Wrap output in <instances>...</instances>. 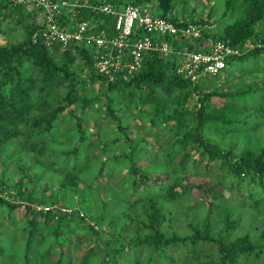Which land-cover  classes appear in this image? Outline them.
Masks as SVG:
<instances>
[{
    "label": "rangeland",
    "instance_id": "obj_1",
    "mask_svg": "<svg viewBox=\"0 0 264 264\" xmlns=\"http://www.w3.org/2000/svg\"><path fill=\"white\" fill-rule=\"evenodd\" d=\"M154 14L161 13L158 0H147L144 3ZM225 0H178L175 2L172 15H179L183 18H191L198 21L201 18L207 20L203 27L208 28L207 35L203 36V44H209L215 40V36L220 33L227 22L236 17L233 11L224 13ZM212 13V15H210ZM208 26V27H207ZM257 29L264 33V20L257 24ZM25 25L11 18H6L0 22V44L11 45L16 43L25 36ZM256 44L264 45L259 38H252L245 48L237 46L239 54L246 52ZM50 51L54 50V46L50 47ZM60 53L64 52V48L59 46ZM72 69L80 74L78 90L89 96L92 100L90 104L83 107H77V102L72 103L71 107L81 115L87 130L85 138L82 140L79 136L81 130L78 126L77 118L68 113L66 108L57 118L56 126L53 131L47 134L41 133L36 138L54 136L57 142H63L64 145L77 144L76 141H82L83 150L79 168L77 169L80 186L83 183H89L87 194L92 195L93 199L88 206L89 208L80 209L81 214L86 212L97 211L99 214L96 219H88L91 224H95L97 228H101L109 222L111 218L117 220L118 213L126 208L133 217L140 214L144 217L146 210L145 204H148L149 197H154L166 214L165 219H160L156 223L157 228H162L167 234L171 235L177 232L182 235L193 233L192 223L201 225L208 216V209L212 208L211 220L213 222V234L218 235L222 232L228 239L238 236L247 235L259 244L261 254H264V183L260 179L252 180L254 173L250 172L241 178H235L234 173L228 164L223 165L221 159L209 160L208 157H201L194 148L187 149V152L193 154L184 160L183 152H176L172 163L167 164L164 156L165 146L172 139L181 134V129L177 127L172 130L170 127L176 123V119L170 122H162V113L159 114L158 123L152 124L150 121L151 110L154 104L149 102L141 104L138 95L132 96L126 93L118 92L114 99V108L119 116L124 117V127L129 131V136L133 137L135 142H140L146 137V147L151 151L147 153V149L140 154L137 166H150L154 169V175L151 180L144 185H132L133 175L129 173V162L124 158H112L113 151L118 154L121 144L127 145L130 142L127 135L121 132L118 126V119L111 117L107 108L106 85H101V81L96 79L92 82L89 69H83L79 63H73ZM80 71V73H79ZM68 79L64 83H55L52 93L56 96L51 98L55 103L68 90ZM197 84H200L198 90L200 92H231L238 89L251 88L257 89L250 99L240 98L238 101L232 98L228 101L223 96H213L208 102V110L222 111L225 106L230 103L240 105L243 110L251 112L249 123L246 128H235L229 132H222L218 126L212 125L207 127V134L215 142L220 143L223 147L232 148V156L240 154L245 148H251L258 151L264 146V53L251 56L245 61H232L227 64V68L217 76L207 75L202 77ZM192 92V91H191ZM179 94V89L168 94L159 87L155 92L157 100H161L162 109L169 114L174 113V108L178 103L174 100ZM200 95V93H198ZM198 94L190 93L186 99V105L192 113L197 110ZM233 101V102H232ZM255 101L254 103H252ZM60 102V101H59ZM262 103L263 111L255 112L250 108L251 104L257 105ZM189 124L192 126L194 118L191 113L187 114ZM140 131L133 132L135 128ZM176 131H179L176 133ZM118 138L117 144H113ZM46 137V138H47ZM142 137V138H141ZM175 137V138H176ZM36 139V140H37ZM80 139V140H79ZM51 139L47 140V148L43 153L33 151L31 147L24 146L20 138H14L7 143L6 150L0 155V177L7 179L12 183V188L3 191L2 195L7 198H13L16 190V182L19 180V173H22L21 166L26 164L27 172L37 179L38 186L35 188L44 190L47 194L60 189L58 182L63 178V173L71 169L72 157L57 152L62 149L59 145H54ZM40 144L41 142H37ZM61 147V148H60ZM125 148V147H124ZM129 147L125 149V151ZM176 151V150H175ZM57 152V153H56ZM69 157V160H67ZM4 160V161H3ZM107 160V164L103 173L98 171L101 162ZM183 161L184 167L180 166ZM182 163V164H183ZM185 176L184 183L187 185L181 191L180 196L171 197L167 191L169 186L177 178ZM258 176V175H257ZM257 178V177H256ZM55 179V180H54ZM252 180V181H251ZM34 186V185H32ZM30 187L29 190H32ZM69 189V188H68ZM179 190H181L178 187ZM74 192L72 198L71 193ZM66 190L64 200L53 204L49 201L33 202L32 205L37 209H49L57 207L63 211H70L79 205L80 199L76 191ZM38 192H35L36 195ZM216 193V196L213 194ZM76 199L74 206H70L66 201ZM106 203H102V199ZM51 199V198H50ZM101 199V200H99ZM79 200V201H78ZM129 202L128 206H122L123 202ZM137 201V202H136ZM73 202V201H72ZM97 203V204H96ZM102 204V205H100ZM229 209L231 218L235 219L233 227L229 231H222L224 221L221 212ZM32 214L27 211L24 201L14 209L0 204V244L5 248V254H0V264H24L26 241L28 238L27 231L23 228L28 218ZM88 217V216H87ZM51 222V221H49ZM118 222V221H117ZM115 223H112V225ZM137 222L132 220L122 236H144L143 231L148 229H135ZM79 228V229H78ZM50 227H46L43 223L38 227V238L31 245V254L34 264H58V257L61 250L64 253V263L70 260L73 255L75 262H81L87 252L101 239V244L105 243L106 233H101L97 242H88L84 240L87 235L85 228H81L77 224H72L63 230V235L67 241L64 245L56 243L54 237L50 239ZM90 235V234H89ZM40 237L42 238L39 241ZM100 238V239H99ZM80 243V247L74 245V242ZM96 254H102V248ZM152 246L144 244L135 250H129L124 253L121 261L123 264H146L151 254ZM167 256L154 253L152 264H194L197 261L203 262L208 259H217L219 252L217 246L213 242L198 240L195 243L188 241L180 242L166 248ZM97 259V258H96ZM261 257L253 254L241 256L237 264H259ZM211 264V263H209ZM214 264H220L219 262Z\"/></svg>",
    "mask_w": 264,
    "mask_h": 264
},
{
    "label": "trees",
    "instance_id": "obj_2",
    "mask_svg": "<svg viewBox=\"0 0 264 264\" xmlns=\"http://www.w3.org/2000/svg\"><path fill=\"white\" fill-rule=\"evenodd\" d=\"M92 2L94 0H91ZM117 4H123L128 2L144 4L147 0H107ZM178 0H158L159 9L163 16H169L178 25L185 24L181 21V16L172 15L175 2ZM233 11L236 17L231 19L225 26L220 29V33L215 36V40L222 39L230 42L233 46L245 48L252 38H259L264 42V33L257 29V24L264 20V0H225L224 13ZM35 10L28 7L26 4L17 3L14 0H0V22L6 18H11L24 23L25 36L24 39L12 43L11 45L0 44V155L6 150L8 142H11L14 138H20L24 146L31 147L33 151L43 153L47 148V140L54 141V145H59L62 149L57 151L60 154H65L72 157L71 169L69 171L62 172L63 178L60 179V189L47 194L44 190H37L35 186L37 179L31 176L30 172H27L26 164L21 166L22 173H19V180L16 182V190L14 191L13 198H7L2 195L3 191L10 190L12 183H9L7 179L0 177V204H4L12 209L19 206L23 201L27 207V211L32 214L27 219L23 228L27 231L28 238L26 241L25 250V263L34 264L31 254V245L38 238V227L41 224H45L46 227H50L51 234L50 239L54 237L56 243L64 245L67 241L63 230L77 224L81 228L88 230L84 240L88 242H97L101 233H106L107 237L104 240L105 243L101 244V239L94 247L89 250L86 256L77 263L74 261L73 255H70V260L64 263V253L61 250V255L58 257V264H123L121 258L124 253L129 250H135L144 244L152 246V251L146 264H152L153 254L159 253L163 256H167L166 248L171 245L187 243L189 240L195 243L198 240L213 242L218 249L219 256L217 259H208L203 262H196L194 264H214L219 262L220 264H237L240 261L241 256L253 254L261 257L259 264H264V254H261L259 244L254 242L251 237L247 235L238 236L233 239L226 238L222 232L218 235L213 234V222L211 220L212 208L208 209V216L201 225L192 223L193 233L179 234L174 232L173 234H167L162 228H157L156 223L160 219H165L166 214L163 212L159 202L153 197H149L148 204L144 205L146 210L145 216L140 217V214L133 217L129 211H126L124 206H128L129 202H123L121 213H118L117 220L111 218L109 222L97 228L95 224H91L88 219H96L98 215L104 217V213L99 214L97 211L86 212L81 214L80 209H88L92 202L93 196L87 194V189L90 186L89 183L80 184V178L77 169L80 166L83 150L82 141H76L77 144H70V146L64 145L63 142H57L56 138L47 136L36 138L41 133H48L53 131L56 126V120L59 115L68 108L67 112L72 113L77 118L78 126L81 130L79 136L82 140L86 136V128L82 121L81 115L75 111V108L71 107L72 103L77 102V107H83L92 102L89 96L79 92L78 84L80 74L76 70L72 69L73 63L79 60L81 67L89 69V74L92 77V82L99 79L101 85H106L107 95V108L110 116L118 119V126L123 134H126L127 145H122L120 152L116 154L113 151L112 158L118 157L124 158L129 162V173L133 175L132 185L137 184L144 185L150 181L154 175V169L152 165L137 166L138 158L142 151L146 147V137L142 135L140 142H135L133 137L129 136V131L124 127V115L119 116L114 108V99L118 92L126 93L132 96L138 95L141 104L153 103V109L151 110L150 121L152 124L158 123V117L162 113V122H170L171 119H176V123L170 128L174 130L175 127L181 129V134L176 138L174 137L164 149V156L167 164L172 163L176 152L184 153V160L192 157L193 154L187 152V149L194 148L201 157H208L209 160L221 159L222 164H228L234 173L235 178H241L248 173H254L253 181L260 179L261 183H264V146L258 151H253L251 148H245L240 154L233 157L232 148L223 147L220 143L215 142L207 134V127L212 125L218 126L222 132H229L235 128H246L249 123L248 116H251V112L243 110L240 105L236 103H230L223 107L222 111L208 110V102L213 96H223L228 101L235 98L237 101L240 98L250 99L251 96H255L257 89L251 88L238 89L231 92H200L198 90L200 84L192 80L190 77L177 73L176 67L178 64L179 56L176 53H170L168 55L162 54L159 51H152L146 56L141 69L128 78H124L123 75L118 74L113 79L105 74L98 72L94 65V59L91 54V49L87 46H73L64 49V52L60 53L59 45L54 44V50L50 51V47L43 41H34L33 35L38 28L34 20ZM77 15H81L84 18H90L93 12L90 8L82 7ZM212 15V13L210 14ZM98 17V15H97ZM96 18V17H95ZM195 21V20H194ZM197 22L205 25L207 20L200 19ZM208 27V26H207ZM208 28L204 27L202 35H207ZM200 38L195 40L184 39L183 43L188 44L190 48L199 44ZM51 46V47H52ZM264 53V45L256 44L241 54H232L228 60V63L232 61H245L251 56ZM80 73V71H79ZM219 75V74H218ZM217 76V75H213ZM65 79H68V90L56 103L51 98L56 97L52 91L55 83H64ZM84 82V80H82ZM85 83V82H84ZM162 89L164 92L170 94L174 92L176 88L179 89V94L174 99L178 106L174 108V113L169 114L162 109L161 100H157L155 92L157 88ZM198 94L199 107L192 113L190 108L186 105L187 96L190 93ZM60 101V102H59ZM233 102V101H232ZM253 101L252 103H254ZM262 103L257 105L251 104L250 108H253L255 112L263 111ZM191 113L194 118L192 126H188V116ZM140 131V128H135L133 132ZM179 131H176V133ZM47 137V138H46ZM114 140L113 144H117L118 138ZM37 139V140H36ZM80 140V139H79ZM37 142H41L38 144ZM129 147L126 151L125 149ZM60 147V148H61ZM125 147V148H124ZM147 153H151L147 149ZM176 150V151H175ZM56 152V153H57ZM69 160V157H67ZM4 161V160H3ZM107 160L101 162V166L98 169L103 173ZM183 161L180 163L181 167H184ZM81 171L83 168H79ZM258 175V176H257ZM257 177V178H256ZM185 176L177 178L168 188V195L171 197L180 196L181 191L186 188ZM55 180V179H54ZM251 180V181H252ZM34 185V186H32ZM33 187L32 190H29ZM178 187L181 189L179 190ZM69 188V189H68ZM66 190L76 191L80 199L78 208H72L70 211H63L57 207H51L47 210L34 208L33 202L49 201L56 204L61 200H64ZM35 192H38L34 195ZM71 193V192H70ZM72 198L74 192L71 193ZM216 196V193H213ZM51 198V199H50ZM72 198L66 201L71 207L74 206L76 199ZM76 198V197H75ZM102 199V203L105 204L106 200ZM99 199V200H101ZM73 201V202H72ZM137 202V201H136ZM97 204V203H96ZM102 205V204H100ZM231 212L229 209H225L221 212L223 219L222 231H229L233 227L235 219L231 218ZM132 220L137 222L135 229H142L144 236H122V233L129 228V224ZM51 221V222H49ZM118 221V222H117ZM112 223H115L112 225ZM79 229V228H78ZM90 234V235H89ZM42 238L40 237L39 241ZM74 245L80 247V243L74 242ZM100 246L102 248V254L96 257ZM0 254H5V248L0 244ZM97 258V259H96Z\"/></svg>",
    "mask_w": 264,
    "mask_h": 264
},
{
    "label": "built area",
    "instance_id": "obj_3",
    "mask_svg": "<svg viewBox=\"0 0 264 264\" xmlns=\"http://www.w3.org/2000/svg\"><path fill=\"white\" fill-rule=\"evenodd\" d=\"M35 10L38 25L33 40L49 47L58 44L91 49L98 72L113 79L138 72L152 51L178 54L176 72L198 81L207 75L222 73L237 47L222 39L203 44V25L191 18H181L178 25L171 17L156 15L146 4L133 2L117 4L107 0H14ZM87 7L92 17L77 15ZM98 15V17H97ZM96 17V18H95ZM200 38L190 48L184 39Z\"/></svg>",
    "mask_w": 264,
    "mask_h": 264
}]
</instances>
